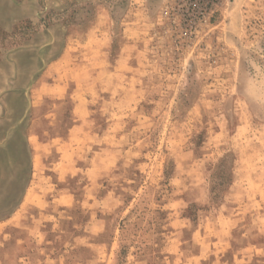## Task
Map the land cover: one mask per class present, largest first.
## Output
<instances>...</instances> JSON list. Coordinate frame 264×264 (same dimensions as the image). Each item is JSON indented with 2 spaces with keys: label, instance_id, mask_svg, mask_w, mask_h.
I'll list each match as a JSON object with an SVG mask.
<instances>
[{
  "label": "rangeland",
  "instance_id": "1",
  "mask_svg": "<svg viewBox=\"0 0 264 264\" xmlns=\"http://www.w3.org/2000/svg\"><path fill=\"white\" fill-rule=\"evenodd\" d=\"M180 1L0 0V264H257L264 0Z\"/></svg>",
  "mask_w": 264,
  "mask_h": 264
},
{
  "label": "crops",
  "instance_id": "2",
  "mask_svg": "<svg viewBox=\"0 0 264 264\" xmlns=\"http://www.w3.org/2000/svg\"><path fill=\"white\" fill-rule=\"evenodd\" d=\"M255 171H252L248 168H239L236 171L235 176V182H233V187L235 186V192H241L242 198L240 200V206H242V211L237 212L235 214H232L229 218H227L229 221H237L245 222V216L246 213H249L253 210V207L257 204L263 203L261 201V194H259V187H261L264 184V179H259L257 176H255ZM254 174V175H253ZM240 190V191H239ZM26 202V201H24ZM23 202V203H24ZM260 202V203H259ZM24 205V204H23ZM237 209V208H236ZM241 215H244L241 216ZM9 220V219H8ZM7 220V221H8ZM257 222H254V220H247V222L242 226L246 231L256 230L254 224ZM238 224V223H236ZM259 232L262 234V230H259ZM248 233V232H247ZM251 250H252V258L256 259L257 264H264V238L260 242L252 243L251 244Z\"/></svg>",
  "mask_w": 264,
  "mask_h": 264
},
{
  "label": "built area",
  "instance_id": "3",
  "mask_svg": "<svg viewBox=\"0 0 264 264\" xmlns=\"http://www.w3.org/2000/svg\"><path fill=\"white\" fill-rule=\"evenodd\" d=\"M222 0H181L178 11L182 13L190 28L195 30L197 26L205 24L216 13Z\"/></svg>",
  "mask_w": 264,
  "mask_h": 264
}]
</instances>
